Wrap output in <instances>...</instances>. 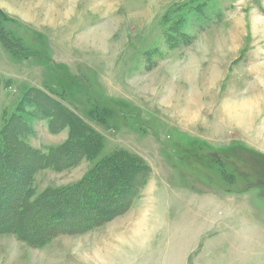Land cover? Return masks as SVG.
Masks as SVG:
<instances>
[{"label": "rangeland", "instance_id": "1", "mask_svg": "<svg viewBox=\"0 0 264 264\" xmlns=\"http://www.w3.org/2000/svg\"><path fill=\"white\" fill-rule=\"evenodd\" d=\"M31 87L70 114L37 116ZM88 129L99 144L74 157ZM115 151L140 169L86 175ZM15 167L0 264H264V0H0V169ZM111 172L136 180L123 205L114 182L105 219L44 235L53 220L29 208Z\"/></svg>", "mask_w": 264, "mask_h": 264}, {"label": "trees", "instance_id": "2", "mask_svg": "<svg viewBox=\"0 0 264 264\" xmlns=\"http://www.w3.org/2000/svg\"><path fill=\"white\" fill-rule=\"evenodd\" d=\"M23 95H24V100L26 99V101H27L26 103L28 105L32 106L34 109H36L35 110L36 113H39V115H37V116H40V117L42 116L45 118L48 117L45 110L49 105L52 106L53 102H56L57 106L61 107L63 110H66L65 112H67V113L70 112V111H68L69 110L68 108H66L62 103L58 102V100L53 98V96L51 94L49 95V94L45 93L44 91H42L36 87L27 88L23 92ZM43 100H45V104H43V102H42ZM18 116L23 117V116H25V114L20 112V115H17V117ZM77 119H79V118L77 117ZM77 119H75V120H77ZM83 126H86V125L84 123H81V125L80 124L78 125L79 131H80V129L83 130V128H84ZM86 132H87V134L82 137L83 138L81 140L82 142L80 140H77L76 138H71V140H69L67 142L68 147L72 148L73 150L76 151L74 157H76V155L78 153L83 154L84 157L88 156L84 153L86 151L84 148L85 145L87 147H91V145H93V147H94V145L99 144L98 137H96L95 134H93L90 131V129L86 130ZM3 141H5V139ZM64 144H66V143H64ZM74 146H75V148H74ZM54 149H60V147L57 146ZM74 157L66 159V160L70 159V162L67 163L68 165H70L69 163H71V165H72V163L74 162ZM133 157H136V156L129 155L127 157L126 156L124 157L123 153L119 154L116 151L111 153V154H107L101 158H98L97 161L95 160L96 163L89 169V171L86 173V175L88 173H90L91 170L93 171V169H95V171L97 172L98 167H101L102 165L108 163L112 159H114L117 162L118 160L115 158H120V159L122 158L124 161H127L128 163H131V162L135 163V161H134L135 159ZM135 164L140 169L139 164L138 163H135ZM22 169L23 168H21V167L20 168L15 167V169H13V170L9 169V168L8 169H4V168L0 169V215H6L8 213L9 214L11 213V211H9V207L7 206V201H9L8 196H10L12 194V195H14L15 199L16 198L18 199L20 197V194L18 195V189L16 188V186H14V184L10 180L13 179L14 182L17 181V179H18L17 174H19L17 172H19L20 170L22 172ZM132 170H133L132 171L133 173L136 172L135 168H133V166H132ZM3 173H5L4 176H2ZM86 175H85L84 180L82 182H79V183L77 182L73 186L69 185L67 188H64L65 189V191H63L64 194H62V196H61L64 200L63 202L57 203L60 199L54 200V202H51L50 201L51 196H48L49 197V198L47 197L48 199L43 197V198H40L36 203V205H41L42 204L41 202H43V201H45L46 203L48 202L47 207L44 206L46 203H43V206H42L43 208H40L41 206L40 207L35 206L33 208H29V211L32 210L33 212H35V213H33L34 217L36 216L37 218H39V217L41 218L42 214H44V215L47 214L53 220V224L56 227H53L49 231L44 230V232H43L44 235L48 236L49 234H51V232L52 233H54L56 231L60 232L61 230L66 231V232H71V231H74L73 227H77V230L78 229H84L87 227H92V226L96 225L99 220L105 219L104 218L105 216H103V215L106 213V209H107L106 207H108V205L106 204V200L103 197V195L106 191H108V192L110 191V193L111 192L113 193L114 188L112 187V185H113L112 183H114V182H116V183H127L126 185H122V186H119V187L114 189V191L120 190L119 194L123 193V194H121V197H118L117 195L115 197L117 199L121 198L119 200V202L121 201L119 205H121V204L123 205V202H124L123 199H126L125 197H127L131 193V191L134 192V190L136 189V185H135L136 180L128 179L127 178L128 175H126L127 177L126 176L124 177V179L126 181H123V180L117 181L114 177H112L113 176L112 172L109 175V177L108 176L105 177L104 181L103 180L95 181L97 179V177L88 178L89 176L87 177ZM142 175H143V172H142ZM107 179H110V181H106ZM111 179H113V181H111ZM108 182H110L111 186L108 188H105V187H107L106 184H109ZM14 187L16 188V191L13 190ZM20 192H21V190H20ZM53 205L55 207H53ZM58 206H60V207L58 208ZM44 209H46V210H44ZM112 210L114 211L115 208L114 209L112 208ZM13 214H14V212H13ZM64 215H69L72 217L70 219L66 220L65 222H63L64 224H62L61 217ZM107 215H108V213H107ZM16 217H17V214H16ZM30 217H31V215H30ZM10 219L11 218H8V221H13ZM27 221L33 222V218L27 219ZM59 225H61V226H59ZM62 226H64V227H62Z\"/></svg>", "mask_w": 264, "mask_h": 264}, {"label": "crops", "instance_id": "3", "mask_svg": "<svg viewBox=\"0 0 264 264\" xmlns=\"http://www.w3.org/2000/svg\"><path fill=\"white\" fill-rule=\"evenodd\" d=\"M122 9V7H119L117 10L116 9H114L116 12H118V11H120ZM16 10H18L17 8H16ZM95 14H97L96 16H100V15H102V13L101 12H98V13H95ZM109 26H111V23H109L108 22V24L107 25H105V26H101V27H98V29H100L101 30V28H103L104 30L103 31H101V33L100 34H97V33H93V35L92 36H94V38H93V42H95V44L97 45V49L99 50V49H101L104 53H103V56H105V53H107L108 51H110V45H111V41L112 40H109V42L110 43H107L106 42V40H103V43H102V37H103V33H105L104 34V36H106V30L109 28ZM84 30V29H83ZM89 31H87V30H84L83 32H81L80 34H78L77 36H75V39L77 40V44H78V41L79 42H82V41H85V40H87L86 38H90L89 37V33H88ZM96 32V31H95ZM108 46V47H107ZM92 47V46H91ZM104 50H103V49ZM105 49H107V50H105ZM90 51H96V49H94V47H93V49H90L89 51H87V52H90Z\"/></svg>", "mask_w": 264, "mask_h": 264}, {"label": "bare ground", "instance_id": "4", "mask_svg": "<svg viewBox=\"0 0 264 264\" xmlns=\"http://www.w3.org/2000/svg\"><path fill=\"white\" fill-rule=\"evenodd\" d=\"M103 49V48H102ZM104 50V49H103Z\"/></svg>", "mask_w": 264, "mask_h": 264}]
</instances>
